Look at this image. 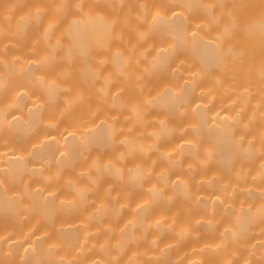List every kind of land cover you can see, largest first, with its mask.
Returning a JSON list of instances; mask_svg holds the SVG:
<instances>
[{"label":"bare ground","instance_id":"bare-ground-1","mask_svg":"<svg viewBox=\"0 0 264 264\" xmlns=\"http://www.w3.org/2000/svg\"><path fill=\"white\" fill-rule=\"evenodd\" d=\"M0 264H264V0H0Z\"/></svg>","mask_w":264,"mask_h":264}]
</instances>
